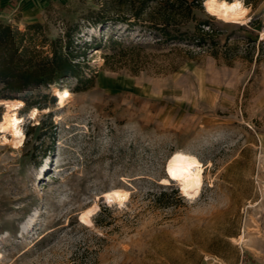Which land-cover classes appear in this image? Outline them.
Segmentation results:
<instances>
[{
	"label": "rangeland",
	"instance_id": "374dc122",
	"mask_svg": "<svg viewBox=\"0 0 264 264\" xmlns=\"http://www.w3.org/2000/svg\"><path fill=\"white\" fill-rule=\"evenodd\" d=\"M17 1L0 20L93 44L92 80L63 106L53 86L21 92L49 107L18 110L20 144L0 127V264H264V0H243L245 22L203 0L172 43L150 21L94 23L132 14L126 0ZM178 152L204 165L196 197L164 182Z\"/></svg>",
	"mask_w": 264,
	"mask_h": 264
},
{
	"label": "trees",
	"instance_id": "16d2710c",
	"mask_svg": "<svg viewBox=\"0 0 264 264\" xmlns=\"http://www.w3.org/2000/svg\"><path fill=\"white\" fill-rule=\"evenodd\" d=\"M132 14L129 16H108L99 11L94 23L101 28L117 21L133 25L132 19L150 21L156 29L154 36L159 41L172 43L190 40V32L183 29L190 20L196 18L194 9L202 6L203 0H126ZM3 6V10H5ZM207 21H201L196 29V43L203 46L207 35L204 29ZM75 33L66 30L64 35L51 38L41 22L27 24L25 30L0 20V98L21 99L28 109H46L48 104L30 100L21 92L30 87L65 88L75 78L77 88L87 78L84 66L88 64L85 55L93 44L89 41L79 45ZM113 43H121L122 38L111 36ZM96 45V44H95ZM49 93L45 97L49 98ZM51 101H57L54 95Z\"/></svg>",
	"mask_w": 264,
	"mask_h": 264
},
{
	"label": "bare ground",
	"instance_id": "6f19581e",
	"mask_svg": "<svg viewBox=\"0 0 264 264\" xmlns=\"http://www.w3.org/2000/svg\"><path fill=\"white\" fill-rule=\"evenodd\" d=\"M205 6L210 14L216 15L224 21L245 22L249 16V8L243 0H205ZM54 94L63 106L67 98L72 95V92L67 87L55 88ZM0 104L6 107L0 125L4 140L8 139L7 134L10 132L13 143L20 144L25 139L24 130L21 126L25 119L18 115V110L24 107L25 102L21 99H0ZM39 112V108L33 107L29 110V115L30 117H37ZM168 166L167 177L164 179L165 183L177 181L187 197H196L200 193L202 184H204V165L195 155L178 152L170 160ZM120 193L121 190L112 189L107 191L106 195L116 198ZM239 241L241 243L248 242L245 235H242Z\"/></svg>",
	"mask_w": 264,
	"mask_h": 264
},
{
	"label": "crops",
	"instance_id": "0c3cea01",
	"mask_svg": "<svg viewBox=\"0 0 264 264\" xmlns=\"http://www.w3.org/2000/svg\"><path fill=\"white\" fill-rule=\"evenodd\" d=\"M17 0H0V12H4L5 14H8L7 11L3 10V6H5V10L12 9L15 7V4H17Z\"/></svg>",
	"mask_w": 264,
	"mask_h": 264
},
{
	"label": "snow or ice",
	"instance_id": "6c2138e0",
	"mask_svg": "<svg viewBox=\"0 0 264 264\" xmlns=\"http://www.w3.org/2000/svg\"><path fill=\"white\" fill-rule=\"evenodd\" d=\"M234 6H238V5H234Z\"/></svg>",
	"mask_w": 264,
	"mask_h": 264
},
{
	"label": "built area",
	"instance_id": "2783aa9c",
	"mask_svg": "<svg viewBox=\"0 0 264 264\" xmlns=\"http://www.w3.org/2000/svg\"><path fill=\"white\" fill-rule=\"evenodd\" d=\"M263 33H264V30H263Z\"/></svg>",
	"mask_w": 264,
	"mask_h": 264
},
{
	"label": "water",
	"instance_id": "95a60500",
	"mask_svg": "<svg viewBox=\"0 0 264 264\" xmlns=\"http://www.w3.org/2000/svg\"><path fill=\"white\" fill-rule=\"evenodd\" d=\"M1 105V104H0Z\"/></svg>",
	"mask_w": 264,
	"mask_h": 264
}]
</instances>
